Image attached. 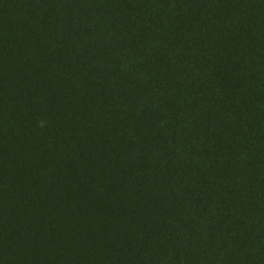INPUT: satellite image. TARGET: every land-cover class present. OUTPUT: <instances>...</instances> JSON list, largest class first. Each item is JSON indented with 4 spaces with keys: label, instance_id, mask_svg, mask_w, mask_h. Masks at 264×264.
<instances>
[{
    "label": "trees",
    "instance_id": "16d2710c",
    "mask_svg": "<svg viewBox=\"0 0 264 264\" xmlns=\"http://www.w3.org/2000/svg\"><path fill=\"white\" fill-rule=\"evenodd\" d=\"M0 264H264V0H0Z\"/></svg>",
    "mask_w": 264,
    "mask_h": 264
}]
</instances>
